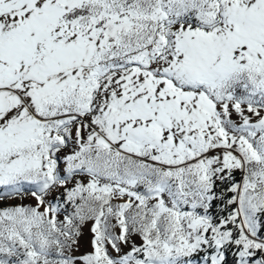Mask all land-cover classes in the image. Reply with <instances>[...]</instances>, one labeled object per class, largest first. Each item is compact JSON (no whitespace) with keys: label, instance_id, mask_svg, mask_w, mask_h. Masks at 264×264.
<instances>
[{"label":"snow or ice","instance_id":"obj_1","mask_svg":"<svg viewBox=\"0 0 264 264\" xmlns=\"http://www.w3.org/2000/svg\"><path fill=\"white\" fill-rule=\"evenodd\" d=\"M0 264H264V0H0Z\"/></svg>","mask_w":264,"mask_h":264}]
</instances>
